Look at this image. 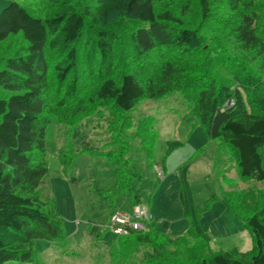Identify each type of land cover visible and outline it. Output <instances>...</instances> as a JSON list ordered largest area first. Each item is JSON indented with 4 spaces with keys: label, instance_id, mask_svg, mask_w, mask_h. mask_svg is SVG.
Masks as SVG:
<instances>
[{
    "label": "rangeland",
    "instance_id": "rangeland-1",
    "mask_svg": "<svg viewBox=\"0 0 264 264\" xmlns=\"http://www.w3.org/2000/svg\"><path fill=\"white\" fill-rule=\"evenodd\" d=\"M9 1L20 4L42 20L50 19L68 5H74L77 12L84 15L85 6L91 2L0 0V10ZM255 3L261 16L257 23L258 33L264 40V0ZM155 7L158 13L171 12L187 29L200 26L197 33L199 44L194 53H201L191 58L190 51L170 43L158 45L147 54L137 53L130 43L133 23L110 15L106 30L116 36L112 77L119 80L124 72L129 71L144 79L154 75L160 63L168 58L183 71L175 76L170 93L160 99L139 102L131 113L121 115L110 104L93 105L89 101L101 81L97 65L99 53L85 46L90 38L97 37L99 28L86 16L84 45L79 52L77 70L73 71L77 74L78 95L67 109L58 105L65 84L57 82L54 67L61 59L47 53L50 63L46 109V116L50 119L46 135L48 173L39 192L53 199L69 243L58 248L38 241L31 264H145L141 258L147 249L136 250L134 254L138 259L136 256L126 261L119 254L111 253L117 237L108 229L110 214L112 211H130L133 204L129 203L128 196L114 197L113 162L121 169L133 167L138 172L136 177L141 175L140 181H134V187L140 191L141 203L163 232L180 236L192 223L197 233L208 234L212 251L235 250L240 253L253 248L250 232L226 211L219 198L226 196L234 211L250 216L264 203V183L240 177L235 152L224 140L209 141L201 127L191 133L190 128L197 119V114H192L196 103V97L192 96L194 87L201 85V88L208 89L212 82H216L217 89L226 82L232 89L243 84L252 86L260 77V72L256 71L260 61L253 62V56L241 50L228 33L234 13L223 0H212L210 17L205 23L201 19L198 0H163ZM25 46L21 35L11 36L3 42L0 45V69L9 58L21 55ZM68 78L72 80V74ZM244 94L243 97L248 99ZM176 141L183 145L166 159L164 177L159 179L155 172L161 166L165 144ZM62 154L71 161L69 167L60 164ZM211 197L218 198V201L198 221L195 211ZM186 206L190 214L185 213ZM4 239L16 243L11 234H6ZM188 240L187 253L190 254L191 248L195 256L203 251L201 240ZM170 251L177 250L169 246L167 255ZM149 264H156V261Z\"/></svg>",
    "mask_w": 264,
    "mask_h": 264
},
{
    "label": "trees",
    "instance_id": "trees-1",
    "mask_svg": "<svg viewBox=\"0 0 264 264\" xmlns=\"http://www.w3.org/2000/svg\"><path fill=\"white\" fill-rule=\"evenodd\" d=\"M162 1L91 0L83 10L84 15H80L74 5H68L48 20L33 15L14 1L7 2L0 10V45L17 35L26 42L22 54L9 58L0 69V264H31L38 241L58 248L69 243L53 199L39 192L48 173L46 135L50 119L46 116V109L50 63L47 53L61 59L54 67L57 82L65 84L58 105L67 109L78 95L77 74L73 71L77 70L79 52L84 45L86 16L99 28L97 37L90 38L85 46L99 53L97 65L101 81L89 101L93 105L110 104L121 115L131 113L139 102L160 99L170 93L175 76L183 71L168 58L160 63L154 75L144 79L129 71L124 72L119 80L112 77L116 36L106 30L110 15L133 23L130 43L137 53L147 54L158 45L168 43L190 51L191 58L201 53H194L199 44L197 33L200 26L187 29L171 12L158 13L155 5ZM223 1L234 13L228 33L241 50L253 56V62L259 59L256 71L260 72V77L252 86L243 84L236 89H232L229 82L218 89L216 82H212L208 89L201 88V85L194 87L192 96L196 97V103L192 114H197V119L190 133L201 127L209 141L224 140L235 152L240 177L264 183V40L257 25L261 16L256 11V0ZM211 4L212 0H198L204 23L210 17ZM70 74L72 80L68 78ZM225 103L233 106L224 107ZM181 145L183 143L177 141L165 144L161 166H158L163 172L166 159ZM59 161L64 168L71 165L65 154L59 156ZM112 165L115 168L114 197L128 196L129 203H133L130 209L140 204V191L134 187V181H140L141 175L136 177L138 172L133 167L126 170L115 162ZM184 196L181 195L183 199ZM216 201L218 198L211 197L195 211L198 221ZM219 203L250 232L253 239L251 251L215 252L209 246L208 234L197 233L192 223L184 234L173 236L163 233L153 221L145 232H132L128 237L117 238L111 253L119 254L126 261L137 256L134 254L136 250L147 249L141 258L145 264L151 261L156 264H264V203L250 216L234 211L226 196L219 198ZM185 213L190 214L188 206ZM6 234L13 235L16 243L6 242ZM189 238H196L204 244L203 251L196 256L193 248L190 254L187 253ZM169 246L177 251H170L167 255Z\"/></svg>",
    "mask_w": 264,
    "mask_h": 264
},
{
    "label": "built area",
    "instance_id": "built-area-1",
    "mask_svg": "<svg viewBox=\"0 0 264 264\" xmlns=\"http://www.w3.org/2000/svg\"><path fill=\"white\" fill-rule=\"evenodd\" d=\"M158 178H163L162 169L158 168ZM153 221V217L148 208L143 205H136L130 211L115 212L110 216L108 229L117 237H128L132 232H145L148 225Z\"/></svg>",
    "mask_w": 264,
    "mask_h": 264
},
{
    "label": "clouds",
    "instance_id": "clouds-1",
    "mask_svg": "<svg viewBox=\"0 0 264 264\" xmlns=\"http://www.w3.org/2000/svg\"><path fill=\"white\" fill-rule=\"evenodd\" d=\"M155 173H156V172H155ZM163 174H164V172H163ZM156 176H157V174H156ZM159 179H160V178H159ZM140 204H142V203H140ZM140 204H138V205H140ZM143 205H144V204H143ZM135 206H136V205H135ZM133 207H134V206H133ZM133 207H132V208H133ZM132 208H131V209H132ZM123 211H127V209H126V210H123ZM115 212H116V211H114L113 213H115ZM153 221H154V219H153ZM153 221H152V222H153ZM152 222H151V223H152ZM149 225H150V224H149Z\"/></svg>",
    "mask_w": 264,
    "mask_h": 264
},
{
    "label": "crops",
    "instance_id": "crops-1",
    "mask_svg": "<svg viewBox=\"0 0 264 264\" xmlns=\"http://www.w3.org/2000/svg\"><path fill=\"white\" fill-rule=\"evenodd\" d=\"M162 231V230H161ZM187 231V230H186ZM163 232V231H162ZM163 233H166V234H171L170 232H163ZM172 235V234H171ZM174 236H179V235H174Z\"/></svg>",
    "mask_w": 264,
    "mask_h": 264
}]
</instances>
